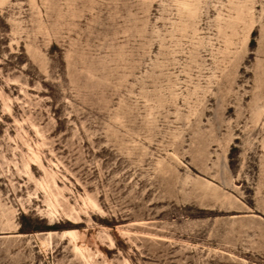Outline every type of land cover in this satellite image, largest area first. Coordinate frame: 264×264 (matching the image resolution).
Returning <instances> with one entry per match:
<instances>
[{
    "label": "rangeland",
    "instance_id": "rangeland-1",
    "mask_svg": "<svg viewBox=\"0 0 264 264\" xmlns=\"http://www.w3.org/2000/svg\"><path fill=\"white\" fill-rule=\"evenodd\" d=\"M0 264H264V0H0Z\"/></svg>",
    "mask_w": 264,
    "mask_h": 264
},
{
    "label": "bare ground",
    "instance_id": "bare-ground-1",
    "mask_svg": "<svg viewBox=\"0 0 264 264\" xmlns=\"http://www.w3.org/2000/svg\"><path fill=\"white\" fill-rule=\"evenodd\" d=\"M74 230H66V231H64V233H63V235L64 236H70V235H72L74 232H73ZM111 241H112V244H113V240L111 239Z\"/></svg>",
    "mask_w": 264,
    "mask_h": 264
}]
</instances>
